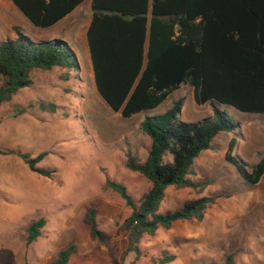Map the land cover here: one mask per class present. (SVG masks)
<instances>
[{
  "label": "rangeland",
  "instance_id": "1",
  "mask_svg": "<svg viewBox=\"0 0 264 264\" xmlns=\"http://www.w3.org/2000/svg\"><path fill=\"white\" fill-rule=\"evenodd\" d=\"M26 21L11 0H0V41L16 37L13 26L30 34ZM77 57L79 68L69 72L60 67L33 69L32 84L0 104V149L32 157L45 152L37 166L53 170L51 176H41L18 155L0 153L6 155L0 167V248L12 250L16 264H49L70 244L75 252L67 264H78L80 255L85 264H150L161 250L176 255L168 264H222L230 252L234 264H264V175L258 184H249L225 158L230 139L235 138L231 155L248 168L258 161L264 149V116L218 103L239 127L219 133L211 148L194 159L189 179L208 184L200 190L168 186L158 212L180 209L197 197L222 196L206 209L201 221L177 220L169 228L158 227L142 236L139 256L123 255L128 231L121 225L132 209L106 185V178L124 185L138 205L151 183L125 163L130 154L138 162L147 155L150 138L140 122L166 112L179 99L178 118L185 122L211 116L213 106L197 105L191 87L181 85L157 107L123 118L97 93L88 49H78ZM40 102L53 103L56 110H42ZM140 135L147 139V149L140 144ZM90 207L95 208L97 228L112 253L90 233L85 220ZM40 218L45 219L41 235L25 246L27 226Z\"/></svg>",
  "mask_w": 264,
  "mask_h": 264
},
{
  "label": "trees",
  "instance_id": "2",
  "mask_svg": "<svg viewBox=\"0 0 264 264\" xmlns=\"http://www.w3.org/2000/svg\"><path fill=\"white\" fill-rule=\"evenodd\" d=\"M83 1L11 0L38 27L53 25ZM90 8L86 40L94 86L111 110L129 118L157 107L181 85L191 87L197 105L209 102L213 106L211 116L185 122L178 118L179 99L166 112L141 121L140 129L150 138L146 159L138 162L128 155L125 163L151 183L138 205L124 185L106 178V185L132 209L121 225L128 231L123 255L134 252L139 256L144 234L169 228L177 220L201 221L206 209L222 196H201L180 209L158 212L168 186L200 190L208 184L189 179L194 159L211 148L219 133L239 127L217 104L264 116V0H91ZM12 29L16 37L0 41V104L32 84L33 69L60 67L69 72L79 68L66 41L35 39L18 26ZM61 78L66 80L67 75ZM40 108L54 112L56 105L40 102ZM234 143L231 138L226 160L245 182L256 184L264 174V150L248 168L241 158L231 155ZM0 153L18 155L41 176L53 172L37 166L45 152L34 157L14 149H0ZM85 220L91 235L112 253L97 228L94 207L87 210ZM44 225L45 219L40 218L27 226L25 246L41 235ZM74 252L75 246L70 244L49 264H67ZM175 257L161 250L152 262L166 264ZM0 264H16L12 250L0 248ZM222 264H234V254L226 253Z\"/></svg>",
  "mask_w": 264,
  "mask_h": 264
},
{
  "label": "crops",
  "instance_id": "3",
  "mask_svg": "<svg viewBox=\"0 0 264 264\" xmlns=\"http://www.w3.org/2000/svg\"><path fill=\"white\" fill-rule=\"evenodd\" d=\"M90 1L91 0H84L79 5H77L71 12H69L64 17H62L60 20H58L53 25L48 26V27L35 26L25 17L27 19L26 22H29L26 24L27 28L30 30L29 31L30 34H28V35L32 38H35V39H45V40L61 39V40L66 41L69 44V46L72 48V50L74 51L76 58H77V61H78V57H77L78 49L79 50L86 49V48L88 49L87 40H86V31H87V28H88V25L90 22V18H91ZM88 53H89V51H88ZM89 58H90V56H89ZM78 64H79V62H78ZM91 70H92V67H91ZM92 77H93V73H92ZM137 114H139V113H137ZM137 114H134L129 118H132V117L136 116ZM139 141H140V144L142 143L141 145L143 147H145L144 149H147V147H148L147 139L142 138L140 135ZM10 155H13V154H10ZM0 156H2V157H0V167L1 166L3 167L4 162H5L4 156H6V155H0ZM145 159H146V157H145ZM16 162L18 163V159ZM263 175H262V177H263ZM261 178H260V180H261ZM259 181L257 182V184L259 183ZM72 254H74V253H72ZM175 259H176V257H175ZM70 260L71 259L69 258L68 261H70ZM84 262L85 261H84L83 255L78 256L77 263L78 264H85ZM67 263H69V262H67ZM150 264H153V262L151 261ZM166 264H168V263H166Z\"/></svg>",
  "mask_w": 264,
  "mask_h": 264
}]
</instances>
